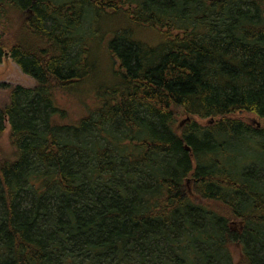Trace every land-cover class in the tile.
<instances>
[{
	"label": "trees",
	"instance_id": "obj_1",
	"mask_svg": "<svg viewBox=\"0 0 264 264\" xmlns=\"http://www.w3.org/2000/svg\"><path fill=\"white\" fill-rule=\"evenodd\" d=\"M0 31L37 83L0 105V264H264V0H0Z\"/></svg>",
	"mask_w": 264,
	"mask_h": 264
},
{
	"label": "rangeland",
	"instance_id": "obj_2",
	"mask_svg": "<svg viewBox=\"0 0 264 264\" xmlns=\"http://www.w3.org/2000/svg\"><path fill=\"white\" fill-rule=\"evenodd\" d=\"M15 16L16 15L12 12L8 14V18ZM1 29H3V27ZM2 33L3 32L0 31V34ZM6 35L7 34L3 36L4 39L6 38ZM3 38L0 37V39ZM96 62L98 64V69L100 73V77L97 79L96 82H101L104 77H108L111 74L110 62L107 56L101 55L100 53L99 56H96ZM16 86H20L25 89H33L37 86V83L31 77L24 75L18 68V66L6 54L0 60V105H4L9 101L10 89ZM63 100L65 99L62 98V101ZM237 118L251 125H256L259 123L262 124L264 122L256 119V117L251 114H240L237 116ZM183 121V119L179 120V129L183 126ZM196 122L202 125L205 123V121L201 120H196ZM7 133L8 127L6 128L5 133H3V135L0 137V146H2L3 148L6 147L7 144ZM187 190L188 192H191V186L189 184L187 185ZM230 249L233 253L235 260H238L240 256L238 247L231 246Z\"/></svg>",
	"mask_w": 264,
	"mask_h": 264
},
{
	"label": "water",
	"instance_id": "obj_3",
	"mask_svg": "<svg viewBox=\"0 0 264 264\" xmlns=\"http://www.w3.org/2000/svg\"><path fill=\"white\" fill-rule=\"evenodd\" d=\"M189 119H185L183 122H182V124L185 122V121H188ZM259 126V125H258Z\"/></svg>",
	"mask_w": 264,
	"mask_h": 264
}]
</instances>
